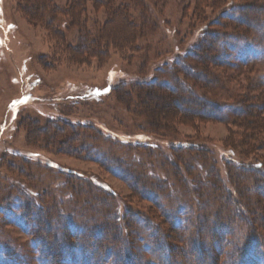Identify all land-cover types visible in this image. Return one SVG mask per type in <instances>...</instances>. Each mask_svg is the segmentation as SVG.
<instances>
[{
	"label": "rangeland",
	"instance_id": "rangeland-1",
	"mask_svg": "<svg viewBox=\"0 0 264 264\" xmlns=\"http://www.w3.org/2000/svg\"><path fill=\"white\" fill-rule=\"evenodd\" d=\"M53 1L63 10L67 8V0ZM83 1L76 26L70 17L75 14L69 11L30 19L20 0H0L1 264L54 262L46 256L37 263L34 250L43 243L30 240L20 222L7 220L14 215L10 204L28 200L29 195L42 206L38 214L47 215L46 220L51 216L48 222L54 213H75V220L90 223L112 213L120 226L123 256L132 259V253H139L151 260L166 258L169 246L163 231L171 230L167 225L159 227L160 221L152 217L153 199L163 210L172 209L173 218L193 227L198 223L194 216L209 220L218 212L220 200L218 191L214 196L211 190L210 176L218 178L214 179L218 188L229 189L230 199L235 201L242 198L243 188L259 180L251 164L262 151L237 154L241 149L229 146L250 129L228 126L224 117H210V112L213 103L230 102L241 94L246 78L264 90V58L250 61L264 57V24L250 16L242 21L246 33L225 29L239 33L235 34L240 37L238 42L229 40L239 44L233 52L228 42L218 39V29H224L219 28L218 18L227 19L232 12L241 17V10L232 11L239 0H221L225 3L219 9H228L226 16L210 6L214 0H158V5L152 4L157 0H150L153 14L143 36L127 47L118 48L111 41L100 53L77 55L75 48L85 29L93 35L104 21L110 32L123 33L127 28L117 19L107 22L104 7ZM197 14L206 19L205 24L198 21ZM57 27L65 34L62 40ZM209 39L214 48L220 47L219 41L228 47L224 49L230 51L235 65L212 61ZM260 39V48L249 45ZM73 136L86 139V147L80 149L77 141L71 142ZM179 144L180 153L173 152V146ZM232 148L229 161L238 160L240 165L226 162V150ZM175 160L180 161V177L171 164ZM76 191L79 203L70 197ZM19 194L21 199L16 202L14 196ZM86 201L89 204L84 205ZM248 203L242 205L247 217L243 216L241 225L252 235L258 231L253 218L262 220L255 217L256 208L262 210L264 202L259 206ZM54 223H49L53 230ZM132 226L135 229L130 231ZM95 238L100 240V236ZM214 251L220 263L219 248ZM199 252L197 256H201Z\"/></svg>",
	"mask_w": 264,
	"mask_h": 264
},
{
	"label": "trees",
	"instance_id": "trees-1",
	"mask_svg": "<svg viewBox=\"0 0 264 264\" xmlns=\"http://www.w3.org/2000/svg\"><path fill=\"white\" fill-rule=\"evenodd\" d=\"M201 1L203 0H196L197 3ZM92 2L93 5L104 7L107 10V22L112 19H117L125 22L124 25H126L127 28L124 29L123 33L110 32V29H107L106 21H104L105 23L103 22L97 25V27L94 29L95 33L93 35L89 34V31L87 32V30L85 29V32H83L84 36L82 35V37H80L79 41L77 42V48H75L77 55L78 53H94L95 50L100 53L103 49L107 47V43L110 44L111 41H114L112 43H116V46L118 48L127 47V45H131L133 39L136 40L137 36H143V31L147 28L150 22V13L153 14V12H151L152 5L150 3V0H92ZM20 3L23 4L24 13L26 12L27 17H29L30 19H35L37 14H40L41 16L42 13H45L44 15H47L49 17L50 15H56L57 13H62L63 11H69L70 13H68L70 15H73V13L75 14L74 17H70L72 20V24H75L77 26L78 11L83 12L82 6L84 4V1L67 0V8H65L64 10L63 8L56 5L53 0H20ZM158 3L159 1L157 0L154 1L152 4L158 5ZM224 3L225 1L214 0L213 4L211 3L210 6L213 7V9H218V12L219 10H221V15L224 16L228 12V9H219L222 5H224ZM234 9L236 10V12L241 10V17H238V15H236V17L235 15L233 16L232 12V14L229 15L227 19L220 17L218 18L219 28H224L220 31L218 29V39H221V42L223 43L228 42L227 45L231 49L230 51L233 52H235L236 48L239 45L235 42H238V38H240L239 35L235 34L239 33H233L230 31H226L225 29L230 28L232 29V31L236 30L239 32L242 31L246 33V28H244V30L241 28V26L243 25L242 21L245 20L246 17L249 19L250 16L254 19V21H256L258 24H261L262 26L264 24V0H253L250 2L249 0H239L238 4L233 5L232 11ZM197 15L199 17L198 21H200L201 24L204 23L206 19L200 17V14ZM58 27L55 29L56 32H60L61 38L63 33L58 30ZM212 33L214 32L212 31ZM216 33L217 32H215V34ZM242 35L246 36L245 34ZM62 37H65V34ZM230 39H234L235 41L229 42ZM262 41L263 39L252 40L250 41L249 45L257 46L260 48ZM206 42H208L207 44L210 45L212 40L209 39ZM221 42L219 41L218 43L220 44V47L218 45V49L214 48L213 45H210V59H212V61L216 63L218 60V65H235L236 62L230 58V51L224 49L228 47H226L225 45L222 46ZM241 48H243V45ZM263 58L264 57L255 58L250 61L255 62L259 61L258 59L261 60ZM240 92L241 94L234 95L230 102L218 101V104L213 103L212 108H214V111L210 112V117L215 118L217 115H221V117H224L222 121H224L228 126L232 125L236 128L250 129L249 134L242 135L241 137L238 136V141H232L234 143L231 142L229 146L231 145L232 147L233 145H235V148L237 150L241 149L239 150V152H236L235 149V152L237 154L244 153L245 151L248 153L254 150L262 151V154L256 156L257 159L254 160L251 164V167L253 169L255 168L254 171L257 172L259 180L257 182H254L253 185H246L247 187L243 188V190L240 191L243 199L241 197H238L237 201H235L234 199H230V190L228 189V191L226 190L225 192L221 189V187L218 188V185L216 184V180L218 178H213L212 176H210V179H212L211 185L213 186L211 190L214 196L218 191L220 206L218 207V212L216 210L215 212H213V215L209 217L210 221L205 220L206 217L202 220L199 219V215L194 216V221H198V223H196L193 227L185 226V223L182 222V220L179 221L176 217L173 218V214H171L173 212L172 209L168 208V210H163V207H160V204L157 203V200L153 199L156 204L152 212V217L160 221L157 222V224L159 223V227H161L163 224V227L164 225H167L169 228H171L168 233L163 231L164 234H166L165 238H168V240L164 238L165 245L167 247L169 246V252H167L166 258H163L162 256L161 258L159 256H156L154 257V259L148 260L144 256L140 257L139 253H132V259L125 258V256H123L122 254L125 247L122 241L118 240L121 235H119L120 226H118V224L112 217V213H109L108 215H103V218L100 221L96 220L95 222L91 223L89 220H82L81 222H78L77 220H75L74 217H72L75 215V213H71L72 216H67L66 214L61 216L58 215V213H54V218H51V220L48 222L47 220L51 216H48V219L46 220L47 215L41 216L40 214H38L39 210L42 209V206L37 202V198H35V196L29 195L30 199H24L21 201V195L19 194L17 196H14V200L16 202L20 200L19 202H14L12 204L8 203L10 204V206H12V213H14V215H8L9 218L7 220L13 222L14 224L20 222L22 225L21 228L23 229V231H26V233L30 237V240L34 242V240L36 239L43 243L42 248L34 250L33 255L37 263H41L44 257L46 256H48L52 261H54L52 262V264L264 263V235L262 233L261 234L263 236L260 234V232L264 230V208L262 210L256 208L258 210V213L255 217L260 216V218H262V220H256L255 218H253V224H256L258 228L256 234H249V231H247L241 225L243 221V216L245 218L247 217L242 214V205H249L250 203L248 202H254L257 204V206H259L262 202H264V90L259 88L258 85L253 86L251 84L250 79L246 78V85L243 86V90H241ZM201 96L206 97V95L203 93L201 94ZM183 110L185 111V109ZM187 113L190 114L191 112L188 111ZM31 124L32 123H30V125ZM49 132L52 133L50 129H48V133ZM234 132H232L233 139L235 134ZM56 133L58 134V132ZM52 134H54L56 139L58 138L55 133ZM58 135L62 137L61 134ZM70 138L71 142L77 141V144H80V149L81 147H86L84 143L86 139L80 140L78 137L75 136ZM180 148L181 146L179 144L173 146L172 150L173 152L180 153ZM196 150L202 151L203 148L196 147ZM226 152V156L224 155L225 159L228 158L226 162L231 163L232 161L233 164L240 165V163H238V160L230 159L229 161V156H233L231 155V153L234 152L233 148L226 150ZM200 157L203 158L202 156ZM179 162L175 160L171 163L174 166L175 174L177 177H180L177 171V169L179 168ZM118 163L119 165H121L120 161H118ZM239 168L237 170H240ZM126 171L129 172V170ZM240 173H244V170L241 169ZM164 174L167 173L164 172ZM238 177L240 178L242 176ZM214 179L216 180L214 181ZM232 182H234L233 179ZM65 187L69 189L72 186L70 185ZM240 188L241 187H239V189ZM101 189L103 191L108 192V190H106L105 188ZM75 193L76 194L74 195L71 193L70 197H72V200H74L75 198L79 203L80 195L77 193V191ZM204 195H206L205 192ZM208 195H210L209 192ZM108 200L110 199L108 198ZM82 201H84V199H82ZM8 204L6 205L8 206ZM87 204H89V202L86 201L84 205ZM231 204H234V206L232 207ZM66 208L69 207L66 206ZM54 209L55 208H52V210ZM52 210L50 211L52 212ZM51 212L48 211V213ZM11 216H13L14 218ZM203 216H206V214H203ZM140 220L142 221V219H138V222H140ZM51 221L55 222V230H53L51 225L49 224L52 223ZM256 221H258V223L262 222L263 226L257 224ZM134 229L135 228L132 226L130 231ZM176 232L178 233L176 234ZM204 232H206V234ZM95 236H100V240H97ZM215 248L216 250L217 248H219V251L221 253L222 261H220V263H217L216 261L217 256L214 251ZM199 250V254L201 256L196 255V252ZM207 259L210 260L209 263L204 262ZM1 263L2 262H0V264Z\"/></svg>",
	"mask_w": 264,
	"mask_h": 264
}]
</instances>
